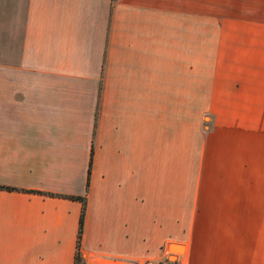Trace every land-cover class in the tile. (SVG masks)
I'll return each instance as SVG.
<instances>
[{
  "label": "crops",
  "instance_id": "1",
  "mask_svg": "<svg viewBox=\"0 0 264 264\" xmlns=\"http://www.w3.org/2000/svg\"><path fill=\"white\" fill-rule=\"evenodd\" d=\"M191 6L0 0V264H73L81 195L82 264H264V0L201 16L198 121Z\"/></svg>",
  "mask_w": 264,
  "mask_h": 264
},
{
  "label": "rangeland",
  "instance_id": "2",
  "mask_svg": "<svg viewBox=\"0 0 264 264\" xmlns=\"http://www.w3.org/2000/svg\"><path fill=\"white\" fill-rule=\"evenodd\" d=\"M216 13V0H192L191 6V33H192V53H193V102L192 118L198 121L199 102H198V65H199V32L201 16L208 15L209 26L214 24V15ZM213 21V22H211ZM174 259L173 256L170 257Z\"/></svg>",
  "mask_w": 264,
  "mask_h": 264
},
{
  "label": "trees",
  "instance_id": "3",
  "mask_svg": "<svg viewBox=\"0 0 264 264\" xmlns=\"http://www.w3.org/2000/svg\"><path fill=\"white\" fill-rule=\"evenodd\" d=\"M0 187H5L8 189H12L13 187L10 186H4V185H0ZM49 194H54L49 192ZM74 198H78L81 201V210H80V216H79V226H78V230H77V239H76V250H75V254H74V262L73 264H82V256H81V252H80V238H81V233H82V227H83V219H84V213H85V196L81 195V196H71Z\"/></svg>",
  "mask_w": 264,
  "mask_h": 264
},
{
  "label": "built area",
  "instance_id": "4",
  "mask_svg": "<svg viewBox=\"0 0 264 264\" xmlns=\"http://www.w3.org/2000/svg\"><path fill=\"white\" fill-rule=\"evenodd\" d=\"M118 264H175L171 259H137V260H122Z\"/></svg>",
  "mask_w": 264,
  "mask_h": 264
}]
</instances>
